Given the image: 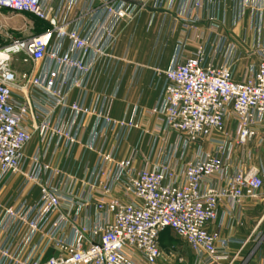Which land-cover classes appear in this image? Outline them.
Returning a JSON list of instances; mask_svg holds the SVG:
<instances>
[{
	"label": "built area",
	"instance_id": "obj_1",
	"mask_svg": "<svg viewBox=\"0 0 264 264\" xmlns=\"http://www.w3.org/2000/svg\"><path fill=\"white\" fill-rule=\"evenodd\" d=\"M98 2L102 7L94 11ZM210 2L0 0V14H30L49 25L25 36L0 22V190L21 177L12 200L0 201V264H187L185 249L193 252L190 264H235L241 258L249 239L232 253L234 240L220 230L240 225L238 211L264 187V171L234 160L238 147L264 143V42L254 50L259 63L248 67L243 80L235 79L243 56L220 32L219 19L208 18L209 40L197 25ZM150 4L176 8L175 20L189 25L196 44L188 56L186 42H179L157 102L143 111L144 121L160 115L153 131L136 114L112 115L119 81L111 92L89 97L99 65L104 74L116 73L112 49L119 25ZM18 56L33 69L18 73ZM42 62L49 66L38 72ZM75 88L80 96L70 100ZM35 92L44 96L37 104ZM18 93L24 101H16ZM135 130L152 136L142 166L139 144L128 157H118ZM35 134L41 145L28 156ZM60 145L67 157L58 167L47 157L51 146L56 152ZM76 146L97 159L71 172ZM212 224L217 230H209ZM168 229L182 247L162 248Z\"/></svg>",
	"mask_w": 264,
	"mask_h": 264
},
{
	"label": "crops",
	"instance_id": "obj_2",
	"mask_svg": "<svg viewBox=\"0 0 264 264\" xmlns=\"http://www.w3.org/2000/svg\"><path fill=\"white\" fill-rule=\"evenodd\" d=\"M83 7L82 3L75 8L71 17H77ZM101 7L98 2L94 11L100 10ZM18 14L22 15V13ZM2 15L7 20L16 16L11 15V12L8 11H4ZM200 15L202 18L197 25L203 32L204 40L211 39L208 18L215 16L219 19L220 32L227 36L228 40L234 43L242 53L243 58L237 62L235 69V79L243 80L248 67L259 63L254 50L258 43L264 42V0H211L200 12ZM175 19L176 8L155 10L150 4L133 20L121 22L117 31L118 38L112 49L117 62L116 73L114 75L104 74L102 65H99L100 78L92 86L89 97L92 93L103 89L111 92L116 87V82L119 81V90L112 115L121 119L136 114V119L145 122L146 128L153 131L161 120L160 115H153L150 119L144 121L142 114L143 111L155 105L161 94L165 81L163 71L172 65L178 51L179 42H186V55L189 56L195 51L196 44L193 41V31H191L189 25L177 22ZM8 28L10 29V27ZM26 29L27 25L25 24L17 27L20 34L29 36L23 33ZM48 66V62H42L37 67L38 72L45 71ZM13 67L18 73H23L31 71L33 64L24 63L18 56L14 59ZM100 68L102 70H99ZM80 93L81 90L75 88L70 93V100H77ZM34 95L35 97L32 100L35 104H37V98H44L42 94L36 92ZM24 99L25 97L22 94H16L17 102L24 101ZM27 124L31 126L32 121H27ZM229 127L231 130L235 129L233 120L230 121ZM88 134H86V137ZM151 142V133L141 134L140 130H135L121 144L118 157H128L133 147L139 144L141 155L137 164L142 166L143 156L149 152ZM40 145V139L35 134L27 146V155L31 156ZM207 148L209 149V146L205 149ZM82 149L80 146H76L72 156H69L68 166L71 172H80L97 159L96 153ZM54 150V146H51L47 159L53 162L55 166L61 167L67 157L65 148L60 145L56 152ZM83 152L85 153L83 154ZM234 160L238 165L255 166L264 171V143L238 147L234 153ZM20 181L21 177H18L9 186L3 187L0 190V201L10 202ZM37 193L38 190L35 189L29 197V201L34 200ZM84 215L85 213L82 214V217ZM237 215L241 222L240 225L234 223L233 230H229L226 226H223L220 230L223 237L234 240L231 244L232 253L239 249L241 242L249 239L241 253V258L235 264H241L243 259L247 260V264H264V187L260 197L258 199H247ZM217 227L216 224L209 225V230L215 231ZM179 241V244L176 245L182 247L183 242L181 239ZM185 254L187 264H190L193 259V252L190 249H185Z\"/></svg>",
	"mask_w": 264,
	"mask_h": 264
},
{
	"label": "rangeland",
	"instance_id": "obj_3",
	"mask_svg": "<svg viewBox=\"0 0 264 264\" xmlns=\"http://www.w3.org/2000/svg\"><path fill=\"white\" fill-rule=\"evenodd\" d=\"M11 15L16 16L15 18L7 20L2 14H0V22H2V24H4L6 28H14L12 29V31H14L16 34H20V31L17 30V27H20L24 24L27 25V29L23 31V33H25L26 35L38 34L46 27L45 24H40L39 22H37V19L30 14L17 15V13H11ZM179 242V237L171 229L166 230V232L163 234V237L161 238V244L164 250H169L171 248V245L179 244Z\"/></svg>",
	"mask_w": 264,
	"mask_h": 264
},
{
	"label": "trees",
	"instance_id": "obj_4",
	"mask_svg": "<svg viewBox=\"0 0 264 264\" xmlns=\"http://www.w3.org/2000/svg\"><path fill=\"white\" fill-rule=\"evenodd\" d=\"M34 17V16H33ZM36 18V17H35ZM37 19V22H39L40 24H45L46 25V27L42 30V31H44V30H46V29H48L49 28V25L46 23V22H44V21H42V20H40V19H38V18H36ZM41 31V32H42ZM40 32V33H41Z\"/></svg>",
	"mask_w": 264,
	"mask_h": 264
}]
</instances>
